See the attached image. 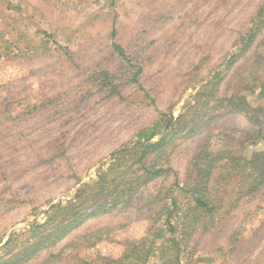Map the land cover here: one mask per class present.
Wrapping results in <instances>:
<instances>
[{"label": "rangeland", "instance_id": "374dc122", "mask_svg": "<svg viewBox=\"0 0 264 264\" xmlns=\"http://www.w3.org/2000/svg\"><path fill=\"white\" fill-rule=\"evenodd\" d=\"M262 11L264 0H0V249L96 180L114 153L125 150L130 161L138 133L162 130L203 88L225 98L251 74L264 81V65L254 66L264 57ZM251 32V47L229 67ZM215 99L202 108V129L157 158L170 169L163 177L23 264L119 261L128 242L152 240L158 226L165 232L154 246L180 240L181 189L197 155L264 151V112L255 116L258 136L252 115L219 109ZM204 224L181 244L178 264H264V186ZM145 264H161L158 254Z\"/></svg>", "mask_w": 264, "mask_h": 264}, {"label": "trees", "instance_id": "16d2710c", "mask_svg": "<svg viewBox=\"0 0 264 264\" xmlns=\"http://www.w3.org/2000/svg\"><path fill=\"white\" fill-rule=\"evenodd\" d=\"M258 17L261 18L262 24L263 11ZM255 37V33L249 34L240 53L234 55L228 63L229 67L248 51ZM113 47L121 56H125L121 46L115 44ZM262 65L264 57H258L254 66ZM251 77V83L239 81L238 92L225 98H217L214 88H203V92L196 94L195 103L186 106L183 114L177 118L169 116L162 130L152 127L141 130L138 133L139 141L133 152L129 153L130 161H125L121 155L125 150L114 153L107 170L101 171L96 180L83 184L71 199L52 205L42 224L31 226L26 235L18 234L7 240L0 249V264H23L41 249L59 243L88 220L130 205L144 188L170 170L160 167L157 158L180 136H187L202 129L205 125L202 108L215 98L219 102L216 106L219 109L252 115L258 127V136L263 135L262 122L255 116L258 112H264V107H253L249 96L244 93L257 95L260 105L264 102V81H260L257 73L251 74ZM204 97L207 101L203 100ZM157 137L159 139L155 140ZM133 165L138 167L136 171L131 172ZM263 186L264 151L254 152L251 157H247L226 149L212 152L206 147L192 163L181 189L188 201L184 210H181L182 238H167L158 246H154L156 240L162 238L165 232L164 228L158 226L153 231L152 240L144 238L139 242H128L121 260H106L104 264H145L156 253L161 264H178L181 244L199 229H205L204 223L208 217L215 218L219 215L220 219H223L238 208L242 200L255 196ZM167 213V225L170 232L174 233L177 227L170 222L171 212Z\"/></svg>", "mask_w": 264, "mask_h": 264}]
</instances>
